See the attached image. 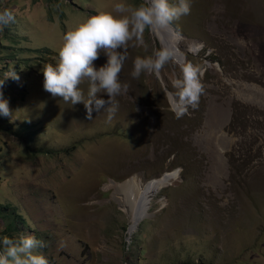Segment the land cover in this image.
<instances>
[{"label":"rangeland","instance_id":"rangeland-1","mask_svg":"<svg viewBox=\"0 0 264 264\" xmlns=\"http://www.w3.org/2000/svg\"><path fill=\"white\" fill-rule=\"evenodd\" d=\"M115 2L0 0L15 17L0 30L12 112L0 119L13 126L0 123V240L32 235L48 264H264V0H189L172 24L186 62L204 70L198 109L176 119L160 80L131 77L137 56L163 47L146 30L147 48L128 49L113 118L89 120L83 103L44 90L42 69L58 63L66 32ZM178 74L172 63L161 70L169 90ZM80 88L87 98L88 82ZM178 170L132 232L134 210L115 185Z\"/></svg>","mask_w":264,"mask_h":264},{"label":"clouds","instance_id":"clouds-1","mask_svg":"<svg viewBox=\"0 0 264 264\" xmlns=\"http://www.w3.org/2000/svg\"><path fill=\"white\" fill-rule=\"evenodd\" d=\"M190 10L189 0H177L176 3L170 0H143L139 5L118 0L112 5V12L92 15L64 34L58 51V63L45 65L42 69L44 90L53 97H61L66 104L83 103L89 120L93 118L94 111L99 113L101 110L106 111L111 120L118 109L115 97L127 90V85L121 84L119 76L128 58L129 47L146 49V30L168 29ZM14 20L10 10L0 11V30ZM101 53L106 56V63L97 68L94 62ZM169 63L179 67V74L170 81L172 90L163 84L161 78V70ZM142 73L154 75L161 81L165 99L176 119L189 114V108L198 109L205 91L201 66L179 62L172 48L161 47L154 49L151 55L134 59L131 77L139 79ZM8 77L18 79L15 72ZM84 81L88 82L87 98L80 88ZM3 84L4 80L0 81V89ZM98 94H107L109 99L98 98ZM0 115L12 116L2 91ZM0 245V264H48L47 259L35 251L44 243L32 235L5 236L0 240Z\"/></svg>","mask_w":264,"mask_h":264},{"label":"bare ground","instance_id":"bare-ground-1","mask_svg":"<svg viewBox=\"0 0 264 264\" xmlns=\"http://www.w3.org/2000/svg\"><path fill=\"white\" fill-rule=\"evenodd\" d=\"M175 34H170L167 29L160 31H153L154 36L163 47H169L173 49L174 44L178 47L175 51L176 59L179 62H186L184 53L179 48V43L185 41V38L180 35L173 26L170 27ZM201 48L192 47L191 52L198 53ZM180 177V171H174L167 173L164 177L155 179L149 182L146 186L142 185L138 177L130 179L123 184H116L119 195L123 196V200L126 206L134 210V218L132 223V232L137 230L142 221L149 215L154 204V198L167 186H170L174 181ZM130 229V230H131Z\"/></svg>","mask_w":264,"mask_h":264},{"label":"trees","instance_id":"trees-1","mask_svg":"<svg viewBox=\"0 0 264 264\" xmlns=\"http://www.w3.org/2000/svg\"><path fill=\"white\" fill-rule=\"evenodd\" d=\"M45 52L47 53L48 50L46 49ZM0 123L3 130L12 133L13 126L7 120L0 119Z\"/></svg>","mask_w":264,"mask_h":264},{"label":"water","instance_id":"water-1","mask_svg":"<svg viewBox=\"0 0 264 264\" xmlns=\"http://www.w3.org/2000/svg\"><path fill=\"white\" fill-rule=\"evenodd\" d=\"M172 26H173V25H172ZM167 31H168L170 34H172V33L175 34L174 31H172L170 28H168ZM173 50H174V51H177V50H178V47L176 46V44H174V46H173ZM178 51H179V50H178ZM184 55H185V54H184ZM186 58H187V56L185 55V58H184V59L186 60Z\"/></svg>","mask_w":264,"mask_h":264},{"label":"built area","instance_id":"built-area-1","mask_svg":"<svg viewBox=\"0 0 264 264\" xmlns=\"http://www.w3.org/2000/svg\"><path fill=\"white\" fill-rule=\"evenodd\" d=\"M0 250H2V245H0Z\"/></svg>","mask_w":264,"mask_h":264}]
</instances>
